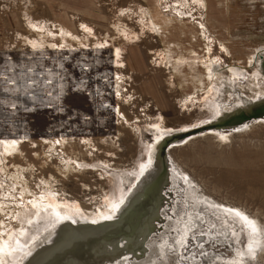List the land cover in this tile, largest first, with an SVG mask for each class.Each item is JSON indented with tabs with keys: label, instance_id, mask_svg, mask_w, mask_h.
Here are the masks:
<instances>
[{
	"label": "rangeland",
	"instance_id": "374dc122",
	"mask_svg": "<svg viewBox=\"0 0 264 264\" xmlns=\"http://www.w3.org/2000/svg\"><path fill=\"white\" fill-rule=\"evenodd\" d=\"M0 203V264H264V0H0Z\"/></svg>",
	"mask_w": 264,
	"mask_h": 264
},
{
	"label": "bare ground",
	"instance_id": "6f19581e",
	"mask_svg": "<svg viewBox=\"0 0 264 264\" xmlns=\"http://www.w3.org/2000/svg\"><path fill=\"white\" fill-rule=\"evenodd\" d=\"M215 68H216V66H215L214 64H213V66L211 65V70H210V71H212V69L216 70ZM257 108H258V107H257ZM219 136H221V135H219ZM223 137H224V136H223ZM3 142H4V141H3ZM4 145L6 146V149H9V151H12V150L15 149V147H17L18 142H16V141L4 142ZM66 169H68V168L66 167ZM16 176H17V175H16ZM13 177H14V176H13ZM15 178H16V177H15ZM16 179H17V178H16ZM15 181H16V180H15ZM17 181H18V180H17ZM25 192L28 193V192H29L28 189H25ZM27 195H28V194H27ZM2 205H3L4 207H6V206L4 205V203H3V204L0 203V213H3V212H4V211H3L4 209H3V210L1 209V206H2ZM38 205H40V203H38ZM7 208H8V206H7ZM224 210L227 211V212H229V213H231V214L234 213L235 215H237L236 213L238 212V211H237V212H234V211H232V210H230V209H224ZM137 213H138V212H137ZM132 215H133V214H132ZM137 215H138V214H137ZM139 215H141V214H139ZM134 216H135V215H134ZM239 216H240V217H241L246 223H248V224H252L253 221H249V220L245 219L241 214H240ZM135 217H136V216H135ZM63 220H64V219H63ZM246 220H247V221H246ZM60 221H61V220H60ZM72 221H74V220H72ZM249 222H250V223H249ZM130 223H131V222H130ZM93 238H94V237H93ZM67 239H69V240H67V241L69 242V241H72V240H73V237H70V238L68 237ZM3 241H4V240H1V242H3ZM75 241H76V240H75ZM88 241H89V240H88ZM72 242H73V241H72ZM77 242L80 243L79 240H78ZM69 243H70V242H69ZM78 243H77V244H78ZM81 243H85V242H84L83 240H81ZM72 244H73V243H72ZM86 244L88 245V242L85 243V245H86ZM89 244H91V243H89ZM92 244H93V243H92ZM0 245H1V244H0ZM69 245H70V244H69ZM73 245H74V244H73ZM82 245L84 246V244H82ZM74 246H75V245H74ZM77 247H78V249H79V247H80V250H81V246H78V245H77ZM77 247H75L74 250H75V249L77 250ZM88 247H90V246H88ZM88 247L86 248L87 250H85L84 252L91 251L90 249L88 250ZM91 247L93 248V246H91ZM91 247H90V248H91ZM84 248H85V247H84ZM84 248L82 247V249H84ZM94 250H95V249H94ZM77 251H78V250H77ZM81 254H82V253L77 254V255H81ZM74 255H75V254H74ZM77 255H75L76 258H77ZM83 255H84V254H83ZM83 255H81V258H82ZM90 255H91V254H90ZM88 256H89V254H88ZM92 256H93V254H92ZM94 256H96V255H94ZM78 257H80V256H78ZM83 257H84V256H83ZM97 257H98V256H97ZM81 258H80V259H81ZM87 258H88V257H87ZM87 258H86V259H87ZM89 259H93V258H90V257H89ZM96 259H97V258H95V260H96ZM83 260H85V259L83 258ZM85 261H86V260H85ZM89 261H90V260H89ZM87 262H88V260H87L86 262H84V263L86 264ZM103 262H104V261H103ZM88 263H89V262H88ZM91 263H92V262H91ZM91 263H90V264H91ZM41 264H42V263H41Z\"/></svg>",
	"mask_w": 264,
	"mask_h": 264
},
{
	"label": "snow or ice",
	"instance_id": "6c2138e0",
	"mask_svg": "<svg viewBox=\"0 0 264 264\" xmlns=\"http://www.w3.org/2000/svg\"><path fill=\"white\" fill-rule=\"evenodd\" d=\"M236 214H237L238 216L240 215V213H239V212H237ZM249 223H250V222H249Z\"/></svg>",
	"mask_w": 264,
	"mask_h": 264
}]
</instances>
